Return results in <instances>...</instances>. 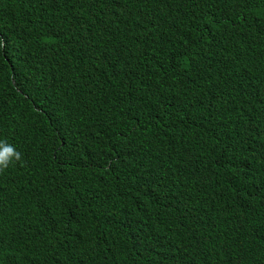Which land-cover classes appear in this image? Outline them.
<instances>
[{
  "label": "trees",
  "instance_id": "trees-1",
  "mask_svg": "<svg viewBox=\"0 0 264 264\" xmlns=\"http://www.w3.org/2000/svg\"><path fill=\"white\" fill-rule=\"evenodd\" d=\"M0 264H264V0H0Z\"/></svg>",
  "mask_w": 264,
  "mask_h": 264
},
{
  "label": "clouds",
  "instance_id": "clouds-1",
  "mask_svg": "<svg viewBox=\"0 0 264 264\" xmlns=\"http://www.w3.org/2000/svg\"><path fill=\"white\" fill-rule=\"evenodd\" d=\"M22 159V154L17 151L15 146L9 144L7 140H0V171H4L10 164L19 162ZM243 264H248L251 261H239Z\"/></svg>",
  "mask_w": 264,
  "mask_h": 264
}]
</instances>
